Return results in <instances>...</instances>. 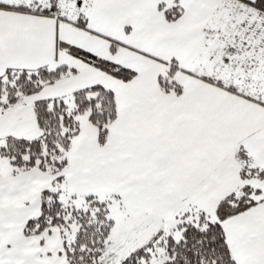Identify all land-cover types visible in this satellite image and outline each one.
<instances>
[{
  "label": "snow or ice",
  "instance_id": "1",
  "mask_svg": "<svg viewBox=\"0 0 264 264\" xmlns=\"http://www.w3.org/2000/svg\"><path fill=\"white\" fill-rule=\"evenodd\" d=\"M0 264H264V0H0Z\"/></svg>",
  "mask_w": 264,
  "mask_h": 264
}]
</instances>
